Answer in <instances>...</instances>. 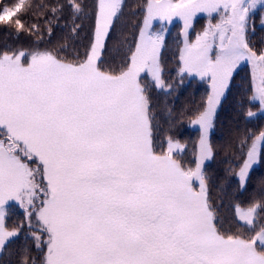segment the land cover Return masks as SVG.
I'll use <instances>...</instances> for the list:
<instances>
[{
	"label": "snow or ice",
	"instance_id": "obj_1",
	"mask_svg": "<svg viewBox=\"0 0 264 264\" xmlns=\"http://www.w3.org/2000/svg\"><path fill=\"white\" fill-rule=\"evenodd\" d=\"M70 3L82 12L76 0ZM258 6L264 10V0H145L135 43L109 57L124 2L95 0L82 57L0 52V249L19 234L6 221V206L15 202L29 227L33 217L40 227L33 236L42 258L31 264H264V193L247 207L236 205L235 219L227 221L204 172L217 106L243 62L252 68L251 99L264 109V51H255L246 35ZM26 10V0L0 3V23L15 18L21 29L18 14ZM198 14L208 23L190 41ZM174 18L184 27L178 74L207 78L210 87L192 121L201 131L192 161L171 135L160 139L145 83L166 87L163 30L152 31V22ZM239 149L246 157L243 184L264 155V131L242 137Z\"/></svg>",
	"mask_w": 264,
	"mask_h": 264
},
{
	"label": "trees",
	"instance_id": "obj_2",
	"mask_svg": "<svg viewBox=\"0 0 264 264\" xmlns=\"http://www.w3.org/2000/svg\"><path fill=\"white\" fill-rule=\"evenodd\" d=\"M17 2L0 0V3L6 5ZM76 2L81 5L80 13L71 7L70 0H26L27 10L18 14L23 28L17 29L15 18L13 22L0 23V52L47 50L68 60L77 53L82 57L91 38L93 21L90 16L95 0ZM123 2V15L108 41L109 57L116 55L115 49L119 45H133L143 26L145 0ZM262 18L264 10L257 9L250 13L246 34L250 46L258 53L264 42ZM76 24L80 27L73 32ZM205 26V16L196 18L189 34L190 41ZM153 28L154 32L163 30L161 64L166 87L158 89L149 79L145 83L150 88L149 95L157 117L159 136L164 141L171 135L183 144L185 159L192 161L196 156L199 134L197 125L192 121L206 105L210 93L209 82L187 73L178 74L181 66L179 53L184 46L183 28L179 22L170 26L158 23ZM252 95L251 69L247 65L240 66L233 73L221 98L213 120L215 133L210 134L208 139L213 149L212 157L204 164L209 194L221 217L227 221L235 219L236 205L247 207L264 193V155L249 169L243 184L239 179L240 167L246 158L245 153L239 149V140L244 136L254 137L264 130V116L258 112L259 105L251 99ZM249 111L254 115L249 117ZM6 207V221L9 227H19V235L6 244L10 248H4L0 253V264H23L25 257L30 258L29 264L31 260L38 261L42 258V252L37 250L32 238L25 234V222L20 218L19 206L10 203V207Z\"/></svg>",
	"mask_w": 264,
	"mask_h": 264
},
{
	"label": "rangeland",
	"instance_id": "obj_3",
	"mask_svg": "<svg viewBox=\"0 0 264 264\" xmlns=\"http://www.w3.org/2000/svg\"><path fill=\"white\" fill-rule=\"evenodd\" d=\"M257 9H260L259 8V6L257 7ZM256 9V10H257ZM200 16H205L206 17V26H207V23H208V18H207V16L206 15H204V14H198V16L196 17V18H198V17H200ZM195 18V19H196ZM194 19V20H195ZM217 19H218V17H217ZM193 20V21H194ZM176 22H179L181 25H182V28H183V38H184V27H183V22L182 21H180L178 18H174L173 20H172V22L171 23H168V22H166V21H164V22H161V21H153L152 23H153V26H155V25H157L158 23H161V24H163V25H165V26H170L171 24H173V23H176ZM213 22H215V21H213ZM153 26H152V31H153ZM205 26V27H206ZM190 31H191V28L189 29V34H190ZM261 51H264V42H263V48H262V50ZM243 65H247V66H249L250 67V69H251V72H252V68H251V65L250 64H248L247 62H243L240 66H243ZM239 66V67H240ZM238 67V68H239ZM195 76V75H194ZM196 77V79H199V80H202L200 77H198V76H195ZM149 79V81H151V79L150 78H148ZM207 78H205V79H203V80H206ZM255 102H257L258 103V105H259V102L258 101H255ZM217 108H218V106H217ZM217 111V110H216ZM258 112L261 114V115H263L264 116V109H261V107H260V105H259V110H258ZM216 114V113H215ZM214 118H215V115H214ZM214 118H213V120H214ZM197 128H198V130H199V134H198V140H197V147H198V144H199V140H200V138H199V136H201V131H200V128H199V125H197ZM215 129H216V126H215V124L213 123V126H212V128L211 129H209V132H208V139H209V136H210V134L212 135L213 133H215ZM264 131V130H263ZM206 161H208V160H206ZM205 161V162H206ZM205 164V163H204ZM255 164V163H254ZM253 164V165H254ZM252 165V166H253ZM251 166V167H252ZM15 203V202H14ZM18 205V204H17ZM19 206V205H18ZM19 208H20V212H21V216H20V218H23V220H24V222H25V226L24 227H26V228H24V230H26V235L28 236V237H30V238H32V241H33V244H35V246H36V243H37V241L35 240V238H34V236H33V232H36L37 234H39L40 233V227H39V225H38V223H37V221L34 219V217H33V219L31 220V228L29 227V218L26 216V214H25V211H24V209L23 208H21L20 206H19ZM19 218V219H20ZM18 219V220H19ZM242 223V222H241ZM12 227V226H11ZM19 235V234H18ZM13 238H15V237H13ZM13 238H11V240L13 239ZM46 235H42L41 236V240L42 241H45L46 240ZM8 242H10V241H8ZM7 242V243H8ZM6 243V244H7ZM5 248H10V247H8L7 245L5 246ZM2 250L3 249H0V253L2 252ZM9 252H12V250H9Z\"/></svg>",
	"mask_w": 264,
	"mask_h": 264
}]
</instances>
